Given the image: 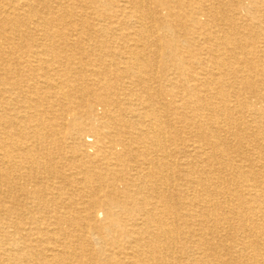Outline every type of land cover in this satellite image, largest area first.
I'll use <instances>...</instances> for the list:
<instances>
[{
  "label": "bare ground",
  "instance_id": "obj_1",
  "mask_svg": "<svg viewBox=\"0 0 264 264\" xmlns=\"http://www.w3.org/2000/svg\"><path fill=\"white\" fill-rule=\"evenodd\" d=\"M263 184L264 0H0V264H264Z\"/></svg>",
  "mask_w": 264,
  "mask_h": 264
},
{
  "label": "rangeland",
  "instance_id": "obj_2",
  "mask_svg": "<svg viewBox=\"0 0 264 264\" xmlns=\"http://www.w3.org/2000/svg\"><path fill=\"white\" fill-rule=\"evenodd\" d=\"M243 6H246V7H249V0H243ZM75 12V11H74ZM247 13V10L245 9L244 11H242V14H246ZM158 30H157V32H155V34L158 36ZM154 34V35H155ZM182 41V40H181ZM243 96H245V95H243ZM232 181V180H231ZM260 188H262V191H264V184L260 187ZM103 219V214L100 212L99 214H98V220L99 221H101ZM93 238V237H92ZM97 240V239H96ZM96 240L93 238V240H92V242H91V244H93V243H95L96 242ZM226 241H229V240H226ZM96 244V243H95ZM182 255H184V252H182L181 253Z\"/></svg>",
  "mask_w": 264,
  "mask_h": 264
}]
</instances>
